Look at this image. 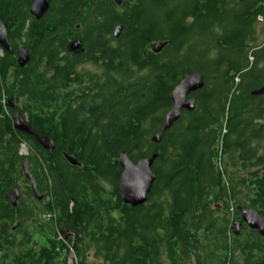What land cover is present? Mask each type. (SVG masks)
Listing matches in <instances>:
<instances>
[{
	"label": "trees",
	"instance_id": "trees-1",
	"mask_svg": "<svg viewBox=\"0 0 264 264\" xmlns=\"http://www.w3.org/2000/svg\"><path fill=\"white\" fill-rule=\"evenodd\" d=\"M48 1L50 11L37 21L31 0H0L13 50L0 59V228L9 233L16 220L38 231L35 260L25 249L7 257L58 264L71 250L63 229L74 235L75 264H231V222L212 206L264 209L263 98L253 95L264 85V0ZM72 33L84 34L87 53L64 64ZM155 43L165 44L157 54ZM19 48L29 54L23 69ZM85 58L101 71L76 72ZM194 73L204 80L188 97L194 110L182 111L161 142L151 143L171 92ZM16 112L52 142L51 153L14 130ZM120 153L132 163L157 155L143 206L119 197ZM26 160L42 202L23 176ZM240 168L247 171L243 197Z\"/></svg>",
	"mask_w": 264,
	"mask_h": 264
},
{
	"label": "water",
	"instance_id": "water-1",
	"mask_svg": "<svg viewBox=\"0 0 264 264\" xmlns=\"http://www.w3.org/2000/svg\"><path fill=\"white\" fill-rule=\"evenodd\" d=\"M242 2L244 0H237ZM116 5L121 4V0H114ZM49 8L48 3L45 0H32L30 6V16L35 20H40L43 15L47 12ZM121 27L117 26L112 31V38L118 39L121 34ZM80 46V43L75 41L69 44V51H76ZM165 47V44L155 43L151 46V51L155 54L161 52ZM0 49L7 54H12V49L9 45L7 32L2 23H0ZM29 61L28 52L21 48L18 51L17 63L19 67H23ZM204 87L203 76L200 73H194L186 76L181 82L173 89L170 94V101L172 103L171 109L167 112L164 117L163 125L161 126L159 132L151 138V143L158 145L163 135L169 131L172 126L180 119L182 111L191 113L194 108L196 101L194 98L188 97L191 94L197 93ZM259 95L264 94V85H262L261 90L257 92ZM14 130L23 133L31 138L44 150L49 153L53 151V144L47 139L40 138L35 130L26 125L19 115H16L13 119ZM64 159L70 166H79V163L72 157L67 155ZM157 159L156 154H152L149 157L139 160L137 163H132L128 157L120 153L118 155V163L121 169V174L118 179L117 190L122 203L131 208H137L143 206L147 202V197L151 192L152 186L156 180L154 174L152 173V167ZM22 172L25 180L29 183L30 190L34 198L40 201L41 195L37 191V185L32 179L29 170L28 161H24L22 165ZM18 190H13L10 192V203L14 208L18 201ZM243 222L252 230H257L262 233L264 230L263 219L252 210L242 211ZM60 234L63 239L66 240L68 237L72 238L71 250L67 254L66 264H75V257L72 252L74 247V235L70 233H65L63 229L60 230Z\"/></svg>",
	"mask_w": 264,
	"mask_h": 264
},
{
	"label": "flooded vegetation",
	"instance_id": "flooded-vegetation-1",
	"mask_svg": "<svg viewBox=\"0 0 264 264\" xmlns=\"http://www.w3.org/2000/svg\"><path fill=\"white\" fill-rule=\"evenodd\" d=\"M32 1V0H31ZM49 8L47 12L43 15L45 16L50 11V1L45 0ZM31 6V3H30ZM30 12V8H29ZM78 29V28H76ZM84 34L79 33H72V37L68 40V43L72 42H79L80 46L76 51H69V44L66 48V54L61 57V59H66L64 64L67 61H71L76 56H80L83 54H86L87 51L83 47L82 39L84 38ZM12 49V48H11ZM21 49V48H19ZM12 54L13 55V50ZM28 52V51H27ZM86 52V53H85ZM18 56V55H17ZM66 56V57H65ZM96 56V55H95ZM92 58V57H91ZM93 59V58H92ZM29 62V61H28ZM28 62L23 66L19 67L20 69H23L26 67ZM101 71V65L98 62L96 65L93 64L92 60H86L84 59L83 62L80 64L75 65L74 70L78 73L80 71L84 72H96L99 73V70ZM255 97H262L263 98V105L262 108L264 109V94L259 95L257 92L253 94ZM12 109V108H11ZM13 110V109H12ZM16 115H19L17 112L13 114V119ZM22 120L26 125H28V120L25 118ZM260 125H264V115L261 120L258 121ZM29 126V125H28ZM17 132V131H16ZM18 134H23L19 133ZM21 155V153H20ZM28 155V152H26V155ZM240 156V155H238ZM228 171H231L228 169ZM256 171H260L261 169H257ZM246 170L240 168L238 173L242 175L241 181L242 184L240 185L241 188L239 189L240 196L243 197L245 195V180H246ZM257 174H260L259 172H256ZM29 184V183H28ZM30 188V186H28ZM19 195V193H18ZM41 195V194H40ZM41 200L37 202L43 201V196L41 195ZM19 199V197H18ZM226 203H220L217 205L212 206V210L215 211L218 216L223 217L225 219H229L231 222L229 225V232H228V240L230 245L233 246V252L230 255L231 257V264H264V231L260 233L257 230L250 229L244 222L242 218V211L246 210H252L247 209L244 207L243 204L240 203H234L233 201H225ZM226 208H228L226 210ZM253 211V210H252ZM256 212V211H255ZM264 221V209L261 210V215L256 212ZM20 228H23V232H18ZM264 230V229H263ZM71 239V237H68L66 240ZM65 240V241H66ZM32 250V257L35 260L38 255V231H37V224L31 225V227L28 226H20V223L18 221H14L13 226L10 228L9 233L1 232L0 228V264H14L16 261V258L14 257H21L23 256L22 250ZM7 251H10L9 253L14 254V257L10 255L7 257ZM33 261V260H32Z\"/></svg>",
	"mask_w": 264,
	"mask_h": 264
},
{
	"label": "built area",
	"instance_id": "built-area-1",
	"mask_svg": "<svg viewBox=\"0 0 264 264\" xmlns=\"http://www.w3.org/2000/svg\"><path fill=\"white\" fill-rule=\"evenodd\" d=\"M258 21L261 22V23H263L264 22V18H259ZM2 55H3V52L0 50V59H1ZM26 152H27L26 146L25 145H21V147H20V153L22 155H26Z\"/></svg>",
	"mask_w": 264,
	"mask_h": 264
},
{
	"label": "rangeland",
	"instance_id": "rangeland-1",
	"mask_svg": "<svg viewBox=\"0 0 264 264\" xmlns=\"http://www.w3.org/2000/svg\"><path fill=\"white\" fill-rule=\"evenodd\" d=\"M263 146H264V144H263ZM62 256V257H61ZM60 256V258H59V263L58 264H62V261H63V259L65 258V256L64 255H61ZM65 260H66V258H65ZM90 264H93V263H91V262H89Z\"/></svg>",
	"mask_w": 264,
	"mask_h": 264
}]
</instances>
